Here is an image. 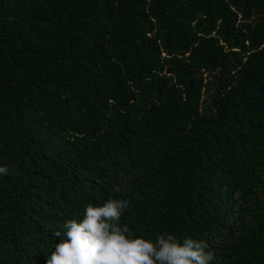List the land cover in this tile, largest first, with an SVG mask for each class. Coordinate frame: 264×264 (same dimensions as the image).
Here are the masks:
<instances>
[{
	"label": "trees",
	"instance_id": "trees-1",
	"mask_svg": "<svg viewBox=\"0 0 264 264\" xmlns=\"http://www.w3.org/2000/svg\"><path fill=\"white\" fill-rule=\"evenodd\" d=\"M0 166V264L108 199L264 264V0H0Z\"/></svg>",
	"mask_w": 264,
	"mask_h": 264
},
{
	"label": "clouds",
	"instance_id": "clouds-1",
	"mask_svg": "<svg viewBox=\"0 0 264 264\" xmlns=\"http://www.w3.org/2000/svg\"><path fill=\"white\" fill-rule=\"evenodd\" d=\"M0 174L9 169L0 166ZM133 176H122L127 188ZM116 192L121 186L115 187ZM129 208L123 199H108L102 205L88 204L82 219L65 222V231H56V243L46 264H210L214 252L204 240L161 233L155 239L135 236L129 226H121V218ZM66 237V238H65Z\"/></svg>",
	"mask_w": 264,
	"mask_h": 264
}]
</instances>
